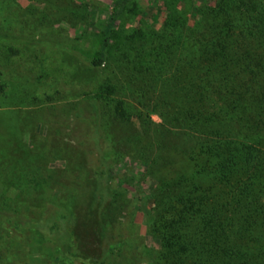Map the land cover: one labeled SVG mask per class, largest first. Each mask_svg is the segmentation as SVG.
Wrapping results in <instances>:
<instances>
[{
    "label": "rangeland",
    "instance_id": "rangeland-1",
    "mask_svg": "<svg viewBox=\"0 0 264 264\" xmlns=\"http://www.w3.org/2000/svg\"><path fill=\"white\" fill-rule=\"evenodd\" d=\"M200 1L132 0L115 30H158L167 3L191 9ZM114 3L0 0V208L30 218L49 201L68 210L73 196L80 218L70 235L60 225L61 246L70 241L74 253L85 249L95 262L108 242L116 247L102 264H155L159 248L147 223L153 180H172L175 146L185 150L199 137L170 127L158 113L148 118L128 90L114 96L132 105L128 118L116 119L112 102L98 100V86L114 70L122 84L114 49V68L91 70L87 61L101 48ZM5 216L0 214V264H71L66 250L58 253L40 236L42 226L33 230L31 222Z\"/></svg>",
    "mask_w": 264,
    "mask_h": 264
},
{
    "label": "trees",
    "instance_id": "trees-1",
    "mask_svg": "<svg viewBox=\"0 0 264 264\" xmlns=\"http://www.w3.org/2000/svg\"><path fill=\"white\" fill-rule=\"evenodd\" d=\"M131 1L115 0L101 48L86 58L91 70L114 68L112 49L120 53L122 84L114 70L97 98L125 119L132 105L114 96L128 90L148 118L158 113L170 127L199 137L185 150L176 145L174 156L166 146L174 178L153 180L147 223L159 248L154 263L264 264V0H201L191 9L171 2L160 29L115 30ZM69 201L68 210L41 203L44 210L30 218L0 212L16 224L31 222L33 230L42 226L40 236L58 253L66 250L69 263L102 264L115 244L107 242L90 262L85 249L74 253L70 241L59 243L60 225L70 235L80 218L74 197Z\"/></svg>",
    "mask_w": 264,
    "mask_h": 264
}]
</instances>
